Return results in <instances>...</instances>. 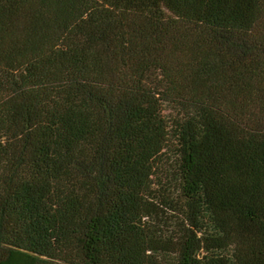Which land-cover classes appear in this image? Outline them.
I'll list each match as a JSON object with an SVG mask.
<instances>
[{
	"label": "trees",
	"instance_id": "obj_1",
	"mask_svg": "<svg viewBox=\"0 0 264 264\" xmlns=\"http://www.w3.org/2000/svg\"><path fill=\"white\" fill-rule=\"evenodd\" d=\"M0 264H264V0H0Z\"/></svg>",
	"mask_w": 264,
	"mask_h": 264
}]
</instances>
